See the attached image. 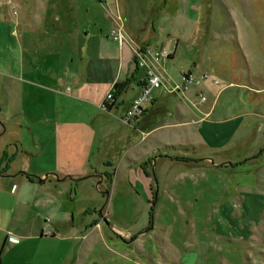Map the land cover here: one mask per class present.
<instances>
[{"label":"rangeland","instance_id":"rangeland-1","mask_svg":"<svg viewBox=\"0 0 264 264\" xmlns=\"http://www.w3.org/2000/svg\"><path fill=\"white\" fill-rule=\"evenodd\" d=\"M135 1L134 5L141 9L138 12L150 19L149 27L153 21L154 27L159 29V38L144 47L131 40L121 23L110 30V36L119 43L132 42L137 67L145 74L143 87L146 70L139 65V53L153 50L169 54L165 60L154 61L155 69L164 76L163 86L156 89H163L166 94L160 98L159 110L148 119L149 125H143L138 119L154 99L153 91L152 99L141 104L139 109L143 111L134 113L128 123L123 118L134 110V103L142 91L124 115L116 110L104 112L103 120L108 126L104 134L112 133L105 136L101 130L96 131L91 158L97 165L106 154L110 163L106 161L102 167L110 173H114L120 164L115 178L116 189L112 190L106 180L99 184L97 179L66 180L67 184L59 186L62 189L71 186L72 189L57 193L55 215L47 213L38 218L32 209L26 208L22 217L15 218L3 234L2 243L7 237L12 242V236H24L43 229L44 236L54 237L48 235L52 233L65 239L49 241L50 247L55 249L54 254L79 255L80 264H183L184 253L180 257V252L185 245L211 243L217 237L216 251L197 264H264V252L262 255L248 254L249 257L230 254L228 247L220 242L224 239L226 226L219 222L218 226L215 222L216 214H227L224 208L228 206L224 202L230 187L237 186L233 174L240 173L241 180L248 182L252 199L255 198L252 192L259 193L264 189V0H192L197 4L193 10L194 20L186 17L185 10L177 15L171 1L168 5L164 0ZM20 10V0H0L3 17L7 13L14 17ZM107 11L101 15L104 32L111 26ZM118 18L120 20V16ZM117 28L123 35L122 41L112 35ZM94 29L98 28L93 26ZM178 39L177 56L169 61L167 70L162 71L159 65L171 58ZM161 43H165L166 48L160 47ZM194 62L197 63L196 74L204 77L188 71L193 69ZM185 72L201 79L200 82L186 88ZM177 86L179 88L173 90ZM66 90L70 91L71 87ZM135 93L130 91L129 98ZM107 94L103 102L107 100ZM173 94H188L196 109L186 99L181 100ZM36 95L38 100H8V109L0 100V157L9 164L16 159L11 169L22 171L39 183L45 178L42 173L53 172L58 164L52 148L43 146L44 153H41L42 147L38 143L39 140L44 142L54 127L52 123L41 125L44 129L39 137L36 131L30 130L32 123L25 122L23 127L17 124L15 117L6 115L20 100L22 107L30 112L38 114L47 110L49 113L53 105L51 97L47 93ZM102 104L99 107L105 110ZM107 108L105 111L111 109ZM33 123L37 127L40 125ZM77 142L70 141L74 154L82 150ZM67 143H63L64 150ZM207 157L243 163L227 172L211 167L205 161ZM178 158L192 162H177ZM78 167L81 168L80 163ZM253 185L257 186L253 188ZM15 201L16 197L12 195L3 199L8 206ZM66 211L70 212L68 218L64 214ZM104 217L107 220L102 228H92ZM19 223L24 229H19ZM69 223L73 224L71 228L61 229V224L69 227ZM114 226L130 231L132 235L119 234ZM257 230L260 232V228ZM259 239L264 240V233L257 237L258 242H254L258 247L262 244ZM22 241L20 238L17 242ZM43 242L41 236L34 241H24L16 252L45 254ZM246 243L248 241L242 239L241 245ZM59 260L58 256L56 264H60Z\"/></svg>","mask_w":264,"mask_h":264},{"label":"crops","instance_id":"crops-1","mask_svg":"<svg viewBox=\"0 0 264 264\" xmlns=\"http://www.w3.org/2000/svg\"><path fill=\"white\" fill-rule=\"evenodd\" d=\"M105 1L107 3L101 0H20L21 10L16 13V16L13 17L7 13L6 17H3L0 13L1 103L4 108L8 109L10 99L38 100L39 97L36 95L38 93H47L51 97L53 105L49 113L47 110H42L38 114L35 111L30 112L29 109L22 107L20 100L6 115L15 117L20 126H23L25 122L32 123L30 130L36 131L39 137H41V129H44L41 125L52 123L54 131L44 139V142L39 140L38 143L42 147L41 153H44L43 146L52 148L54 159L58 162L53 172L42 173L45 178L38 183L24 172L11 169L16 159L9 164V161H4L1 159L2 156L0 157V264H56L58 256L60 264L68 261L70 264H80L79 255L74 257L72 254H54L55 249L50 247L49 241H65V239L52 233L48 235L54 237L44 236L43 229L36 232L29 230L31 233L24 236H12V242H9L7 237L4 244L2 243L3 234L15 218L22 217V214L27 211L26 208L32 209L38 218L44 217L47 213L55 215L57 193L72 189L71 186L62 189L61 186L67 184L66 180L72 181L75 178L94 181L97 179L98 184L106 180L112 190L116 189L115 178L117 179L120 164L114 173H110L102 167L106 161L110 163L106 154H103L104 157L99 159L97 165L93 164L91 152L97 139L95 133L101 130L104 134L108 127L103 120L104 112L116 110L122 112L121 115L126 113L133 99L142 91L145 74L144 70L137 67L132 42L130 40L123 43L117 42L110 36V30L121 23L127 28L126 32L131 40L147 47L153 44V40L159 38V29L154 27L153 21L149 27L150 19L138 12L141 9L139 10L134 5L137 3L135 0ZM169 1L175 5L177 15L185 10L187 11L186 17L194 20L193 10L197 5L196 1L164 0L166 5ZM104 10H109L106 15L111 23L110 28L105 32L102 28L104 20L101 16ZM117 16H120V20ZM154 17L156 16L153 15ZM93 26L98 29L92 30ZM177 42L174 52L170 51L171 58L159 65L162 71L167 70L166 66L169 61L177 56L180 40L178 39ZM160 47L166 48L165 43H161ZM196 67L197 63L194 62L193 69H188V71L196 74ZM171 80L174 81L172 77ZM117 82H127V88L117 96L115 102L110 103V110H102L99 104L103 102L108 91L112 90ZM68 86L71 87L70 91L66 90ZM130 91L136 92L132 98L128 96ZM164 94L166 93L163 89L153 90L154 99L147 104L145 114L138 119L143 122V125L150 124L147 121L153 113L159 110V101ZM173 95L180 97L181 100L186 99L196 109L193 106V100L187 96L188 94L186 96ZM33 121L38 122L39 127L34 126ZM111 133L104 135L110 136ZM72 140L78 141L77 143L82 148L77 154L71 152L70 141ZM66 142L68 143L64 150L63 143ZM176 160L177 162H192L191 159ZM205 161L214 169L224 171L239 167L241 166L239 164L243 163L217 161L211 157H207ZM79 163L81 168L78 167ZM4 164H6L5 167H3ZM75 166L76 170H70ZM239 174L237 172L233 174V177L237 179V186L230 187L229 196L224 202L228 206L224 208L227 214L215 215V222L226 226L224 239L220 242L228 247L230 254L234 252V254L244 256L262 255L264 240L259 239L262 243L259 247L254 242H258L257 237L264 233V229H261L264 228V198L262 197L264 189H261L259 193L258 191L252 192L255 193V198L252 199L248 191V182H243ZM57 181L60 183L56 184ZM149 183L152 186V182L149 181ZM257 185H253V188ZM7 195L16 197L15 204L8 206L3 202ZM43 202L48 206H45ZM64 214L68 218L70 212L66 211ZM106 220V217L103 220L99 219L92 228H102ZM63 221L66 223L65 220ZM72 225L69 223L68 227L67 224H61V229L67 230ZM20 228L24 229V226L20 224ZM259 228L260 232L257 230ZM114 229L119 234H125L126 237L132 235L130 231L126 232L118 226H114ZM40 236L46 247L45 254H18L16 252L24 241H34ZM20 238L23 241L17 242ZM242 239L248 241L245 246L241 245ZM218 240L215 237L211 243L202 242L193 247L185 245L180 252V257L182 253L195 251L198 253L195 262L197 264L212 251H216Z\"/></svg>","mask_w":264,"mask_h":264},{"label":"built area","instance_id":"built-area-1","mask_svg":"<svg viewBox=\"0 0 264 264\" xmlns=\"http://www.w3.org/2000/svg\"><path fill=\"white\" fill-rule=\"evenodd\" d=\"M112 35L116 38L119 39V41H122L123 35L120 31V29H115L112 31ZM152 50V49H150ZM150 55V57H149ZM169 54L162 52V51H150L149 53L143 52L139 53V65L140 67L144 68L146 70V85L142 88V93L138 97V100H136V103H134V110H130L127 115L123 118L125 122H129L132 117L135 115L138 111V113H141L143 110L139 109L143 101H149L152 99L151 92L153 89H156L158 87L163 86L164 84V76L162 73L157 71L155 69L154 61H159V60H165L168 57ZM158 69V68H157ZM185 75L183 76V81H185V87L187 88L190 84H193L194 82L199 83L200 80H198L196 77H194L191 73L185 72ZM197 79V80H196ZM179 86L174 88L173 90H177ZM113 98V93L110 91L107 94V100L102 102V108L107 110L108 102L111 101ZM136 113V114H138Z\"/></svg>","mask_w":264,"mask_h":264},{"label":"trees","instance_id":"trees-1","mask_svg":"<svg viewBox=\"0 0 264 264\" xmlns=\"http://www.w3.org/2000/svg\"><path fill=\"white\" fill-rule=\"evenodd\" d=\"M126 88H127V82H122V83L121 82H117V83H115V85H114V87L112 89L113 98H114L113 102L116 101L117 96L121 95L122 91L125 90ZM108 107L110 108L111 105H108ZM181 159L182 160H187V158H181Z\"/></svg>","mask_w":264,"mask_h":264},{"label":"water","instance_id":"water-1","mask_svg":"<svg viewBox=\"0 0 264 264\" xmlns=\"http://www.w3.org/2000/svg\"><path fill=\"white\" fill-rule=\"evenodd\" d=\"M43 179L40 180V182L42 181ZM197 256H198V253L195 252V251H189V252H185L183 254V257H182V262L184 264H195L196 260H197Z\"/></svg>","mask_w":264,"mask_h":264}]
</instances>
